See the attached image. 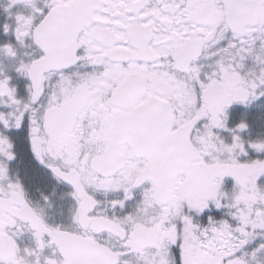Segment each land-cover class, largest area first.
<instances>
[{
  "label": "snow or ice",
  "instance_id": "obj_1",
  "mask_svg": "<svg viewBox=\"0 0 264 264\" xmlns=\"http://www.w3.org/2000/svg\"><path fill=\"white\" fill-rule=\"evenodd\" d=\"M0 264H264V0H0Z\"/></svg>",
  "mask_w": 264,
  "mask_h": 264
}]
</instances>
